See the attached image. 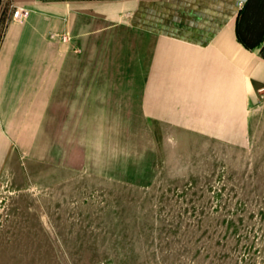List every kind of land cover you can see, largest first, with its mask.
<instances>
[{
  "label": "rangeland",
  "instance_id": "374dc122",
  "mask_svg": "<svg viewBox=\"0 0 264 264\" xmlns=\"http://www.w3.org/2000/svg\"><path fill=\"white\" fill-rule=\"evenodd\" d=\"M75 1L0 0V44L10 24ZM236 9L244 39L263 41L264 0ZM116 40L78 49L91 92L83 69L66 76L35 148L0 179V264H264V87L235 142L155 122L141 107L142 48Z\"/></svg>",
  "mask_w": 264,
  "mask_h": 264
},
{
  "label": "crops",
  "instance_id": "0c3cea01",
  "mask_svg": "<svg viewBox=\"0 0 264 264\" xmlns=\"http://www.w3.org/2000/svg\"><path fill=\"white\" fill-rule=\"evenodd\" d=\"M69 5L61 15L28 14L4 33L0 179L13 157L35 148L66 76L73 85L83 69L88 80L83 84L91 92L92 65L79 61V50L86 53L113 35L117 40L110 43L123 45L118 40L123 32L137 38L133 44L146 60L140 100L149 120L227 142L244 131L259 100L257 89L264 87V40L244 39L236 0H133L126 8L122 2L88 0ZM62 33L71 37L67 44L54 38ZM139 52L134 49L132 61ZM116 65L125 66L123 61Z\"/></svg>",
  "mask_w": 264,
  "mask_h": 264
},
{
  "label": "built area",
  "instance_id": "2783aa9c",
  "mask_svg": "<svg viewBox=\"0 0 264 264\" xmlns=\"http://www.w3.org/2000/svg\"><path fill=\"white\" fill-rule=\"evenodd\" d=\"M240 5L243 6L244 5V2H242Z\"/></svg>",
  "mask_w": 264,
  "mask_h": 264
}]
</instances>
